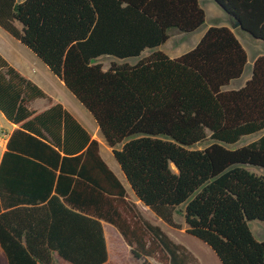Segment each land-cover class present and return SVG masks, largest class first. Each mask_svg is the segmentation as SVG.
I'll return each mask as SVG.
<instances>
[{"label": "trees", "instance_id": "obj_1", "mask_svg": "<svg viewBox=\"0 0 264 264\" xmlns=\"http://www.w3.org/2000/svg\"><path fill=\"white\" fill-rule=\"evenodd\" d=\"M212 1L264 42V0ZM205 20L199 0H0V25L92 114L138 199L177 229L182 212L186 231L223 264H264V239L249 225L264 222V55L235 89L226 86L242 77L248 53L227 25L210 26L179 57L156 49L134 64L104 69L95 61L140 56L165 44L172 31L190 33ZM37 98L52 102L0 53V111L18 125L0 163V243L8 263L58 264L57 252L73 264H103L104 220L141 264H202L143 215L78 119L59 102L31 109ZM257 132L246 145H225ZM206 139L213 140L208 147L191 148ZM30 172L37 174V193L19 192ZM22 211L42 222L51 212L55 232L41 225L34 240L28 229L25 244L7 239L3 224Z\"/></svg>", "mask_w": 264, "mask_h": 264}, {"label": "crops", "instance_id": "obj_2", "mask_svg": "<svg viewBox=\"0 0 264 264\" xmlns=\"http://www.w3.org/2000/svg\"><path fill=\"white\" fill-rule=\"evenodd\" d=\"M17 1L21 2L22 0H17ZM17 25L21 27L19 23H17ZM232 29L235 30V28ZM161 46L155 48L154 50L156 49L162 50ZM167 47H168L166 49L167 51L166 50L165 51L162 50V51L167 53L170 57H179L180 55H182L173 51L175 50L174 48L177 46H167ZM0 53L18 71H20L27 78L37 83L52 98V102L45 98L34 99L30 103V108L39 112L47 109L51 105V103L59 102L67 110H69L78 119V121L92 134L93 138H96L100 142V153L102 157L124 185L129 198L137 203L139 209L142 211L143 215L147 219H149L154 224L159 225L158 224L159 219L161 218L156 213H154L148 206L144 205L142 201L138 199L135 192L131 188L128 178L124 173L123 169L121 168L120 164L118 163L117 160L116 162L115 160L112 159V156H114L113 149L110 146H108V144L104 140L100 132V128L94 117L91 116L94 119L92 120V118L88 116V113H90L88 109L66 87L65 83L51 71V69L47 64H45L29 47L23 44L18 38L12 35L8 30H6L1 25H0ZM259 55H263V54H257L256 56L252 57L251 60L249 59V55H248V65H250V69L248 70V74H247V78L245 79V82L250 78L251 76L250 72L254 60ZM55 79H57V83L59 84V86L66 87L65 88L67 89L66 91H69L74 98H72L70 94H68V92L64 90L58 92L54 88H52V91L46 89V86L51 87V84L55 82ZM245 82L244 81L241 82L237 86V88L244 85ZM231 83L228 86H226V89H233ZM0 118H1L0 121V163H1L3 154L7 149V143L9 137L12 134V132L18 127V125L9 121L1 111H0ZM108 151H110V153ZM23 175L26 177V179L22 180V182L21 180L19 181V184H17L16 186V190H18L19 192L23 191L28 194H34L35 192L37 193V189H38V184L36 179L37 174L30 172V173H24ZM37 206L39 205H32L29 203L28 204L24 203L23 205H21L19 203L16 208L25 207L32 209ZM28 214L29 212L22 211V212H17V216L15 217L9 216L7 218L8 219L7 222L3 224V230L5 229L8 233L7 239L20 240L25 244V239L27 236L28 229L31 230V234L33 235V238L31 237V239L34 240V237L39 238L37 234L35 235V233H38L37 230L40 228L41 225L47 227L48 231L46 234H49L50 232L53 233L55 232L54 230L58 223L57 222L58 219L54 215L52 216L51 212H49L48 218L44 219L43 222L40 220L39 217L29 216ZM102 225H103L104 236L106 238L107 250H108V260L103 264H141L140 260L133 257L131 253V247L125 241L124 237L119 232V230L113 224L104 220H102ZM14 230H16L17 233H15ZM54 256L58 264H73L72 262L61 257L57 252H54ZM152 262L155 264L154 260H152ZM0 264H9L7 260V255L1 243H0Z\"/></svg>", "mask_w": 264, "mask_h": 264}, {"label": "rangeland", "instance_id": "obj_3", "mask_svg": "<svg viewBox=\"0 0 264 264\" xmlns=\"http://www.w3.org/2000/svg\"><path fill=\"white\" fill-rule=\"evenodd\" d=\"M200 4L206 11V20L202 26H200L197 30L191 33H185V32H179V31H172L170 39L161 46L162 50H166L167 46H177L175 47L173 51H175L178 54H183L192 48H194L202 36L205 34L207 29L212 25H227L231 28H233V21L229 17V15L214 1L212 0H200ZM236 34L239 37L240 41L243 43L244 47L248 51L249 59L251 60L252 57L256 56L257 54H263L264 55V42L258 39H255L252 37L248 32L237 30L235 28ZM154 49H146L140 56L136 57H128V58H117L114 56H101L98 59H96V62L102 63L104 66V69H108L112 63H122V62H129L131 64H134L138 62L141 58L151 53ZM167 51V50H166ZM250 69V65H248L247 69L245 70L242 77H240L237 80H234L231 85L234 88H237V86L241 82H245V79L247 78L248 70ZM252 69V68H251ZM251 73V72H250ZM52 88L56 89L58 92L66 91V87H60L57 83V79H55V82L51 84V87L46 86V89H49L52 91ZM64 88V89H63ZM70 96L72 98L73 95L69 92ZM88 116L91 117L92 115L88 113ZM5 120V119H4ZM1 121V118H0ZM262 132H257L250 135L243 136L238 142L234 144H225L229 148H237L242 145H246L260 137ZM213 140L206 139L205 141L199 142L191 148L194 149H203L211 145ZM109 150V149H108ZM110 153V151H108ZM112 159L116 161V158L112 156ZM117 162V161H116ZM248 168H250L252 171L255 172H261V168L256 166L248 165ZM176 220L182 224V228L177 229L174 227H171L161 219H159V225L178 243H182L185 245L194 255L195 257L202 263V264H223L219 257L216 255V253L212 250V248L205 243L203 240L197 238L194 235H191L186 231V223L182 212H179L176 214ZM250 228L255 235V237L258 240L264 239V222L260 220H251L249 222ZM155 264H160L154 260Z\"/></svg>", "mask_w": 264, "mask_h": 264}, {"label": "water", "instance_id": "obj_4", "mask_svg": "<svg viewBox=\"0 0 264 264\" xmlns=\"http://www.w3.org/2000/svg\"><path fill=\"white\" fill-rule=\"evenodd\" d=\"M237 27H240L241 30H242V24H241V22H240L239 20H237V19H234L233 28H237ZM242 31H244V30H242ZM245 32H246V31H245ZM174 167H175V165H174ZM140 201H141V200H140Z\"/></svg>", "mask_w": 264, "mask_h": 264}]
</instances>
